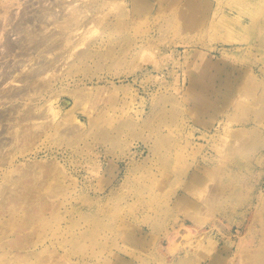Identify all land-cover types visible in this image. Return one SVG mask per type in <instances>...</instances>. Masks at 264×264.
<instances>
[{
    "label": "rangeland",
    "instance_id": "1",
    "mask_svg": "<svg viewBox=\"0 0 264 264\" xmlns=\"http://www.w3.org/2000/svg\"><path fill=\"white\" fill-rule=\"evenodd\" d=\"M21 2L11 12L36 0ZM102 12L30 101L4 70L51 55L0 48V264H264V0H106ZM40 168L51 177L27 201L10 181Z\"/></svg>",
    "mask_w": 264,
    "mask_h": 264
},
{
    "label": "bare ground",
    "instance_id": "2",
    "mask_svg": "<svg viewBox=\"0 0 264 264\" xmlns=\"http://www.w3.org/2000/svg\"><path fill=\"white\" fill-rule=\"evenodd\" d=\"M135 1H136V3L138 2V0H135ZM12 2H13V0H12ZM105 3H106V0H101V2H98V0H78V1L77 0H46V1L45 0H43V1L36 0L35 3H33V2L28 3L27 7L24 6L25 7L24 11L23 12L21 11L20 13H18V11H19L18 8H20L24 4V3L21 2V0H18L16 3L13 2V4H11V1H5V0L2 1V0H0V7H1V9H0V48H2L1 47L2 45H4L3 48L5 47V49H6V52H5L6 55H7V53H12L13 51H16V49L18 48V49H21V50L26 51V52L27 51L28 52L32 51V53L30 52L31 55L33 53H35V54L37 53V57H38L37 59H39L41 54L46 51V52H48V54L51 55V59H52V60L51 59L47 60L46 59L47 57H46L45 59H42V60L38 61V67L37 68H35V69H30L29 68L27 70L29 72L26 71L24 74H23V71H22L23 69H22L21 72L18 73V75H15V72H17V70H19L18 67H16V68L14 67L12 69L9 68L10 69L9 72H8V70L7 71L4 70V72H6V73H4L5 76H4L3 82H5V83L7 81L9 83H14V82L17 83V81L18 82H20V81L27 82L28 84H27V86L25 88V90H26V92H27V94L29 96L28 98H26L27 101L31 100L32 91L35 90L34 84H35L36 81L43 79V82H46V84H49L51 86V82H52V79H54L53 78L54 75H57L58 73H56L55 70H54L55 74L53 72H51V74L48 75L49 74L48 72L50 70H53L52 67H55V64L60 60L59 56H55V54L59 53V52L60 53L69 52L68 53V57H71V56L74 55L73 52L75 50L82 49V46H89L90 45V43H86V38L87 37H85V35H84L85 32L82 31V28H84L87 24H93V27H95L98 24L99 25L98 27H100L101 24H103L105 22V20H106L105 19V16H106L105 13L106 12H102V14H103L102 16L101 15L99 16V13H98V12L101 11L102 6ZM112 4H111V6H113ZM15 5L16 6L18 5V8L17 7L15 8V10L17 9L18 11L16 10L17 12L15 11V13H13V12H11V9H13L14 8L13 6H15ZM188 5H190V9L192 11V9L195 6V4L193 5L192 3H189ZM1 11L3 12V14L1 13ZM186 11H188V10H186ZM186 11H185V13H186ZM88 12H91V13H94V14L92 16H89L87 14ZM108 12H109V10H108ZM184 17L186 18V20L188 19L186 14H184ZM225 19L227 21H230L231 17L225 15ZM191 21H192V19L188 23L190 24ZM109 24H110V22H109ZM91 30H92V27H91L90 31ZM4 31H7L6 32L7 34H5ZM92 32H95V31H92ZM3 34L4 35H9L10 34L12 36L20 35V36H17L15 38L7 36L5 42L2 43L1 35H3ZM3 50H2V52H3ZM82 50H79L80 52L77 51V54L81 53ZM3 54L4 53H2V55ZM2 55H0V56H2ZM3 56H5V55H3ZM2 57H0V58H2ZM61 57H62V54H61ZM68 57H66V58H68ZM77 58H79V55H77ZM33 60H35L34 56L30 59V61H33ZM71 62H72V60H71ZM72 66H73V64H72ZM25 67H24V69H25ZM72 68H71V70H72ZM41 76H43L42 79H40ZM57 76H59V74ZM46 79H48V80H46ZM20 93L23 94L22 92L13 93L11 95V97L17 96ZM11 100H13V99H11ZM78 100L80 101L81 99H78ZM56 102H57V100H55L53 102V104L56 103ZM74 108H75V106H74ZM13 110L14 111L11 112L10 114L18 113L20 111L19 109L16 108V106L13 108ZM54 113L55 114L59 113V115H60L59 107L57 108V111H55V108L53 109L52 115H54ZM67 114H69V112L68 113H64V114H62L60 116L57 114V116L54 117V118L58 120L59 118H61V116H63V115L66 116ZM38 116H39V118H41L39 114L36 115L33 112L27 113V118H30V119H34V118H36ZM67 117H68V115H67ZM0 118H3V116L0 117ZM67 121H68V119H67ZM52 123H53V121L51 120L49 125H51ZM64 123H66V120H65ZM76 127H79V126H76ZM43 130L44 129H42V131ZM29 131L30 130H28V131L24 130V133L22 135V139H23L24 142L27 141L28 143H30V141H28V140L31 137L35 136L34 132L30 133ZM44 131H46V130H44ZM27 132H29V133H27ZM14 134H15V140H16V145H17L20 141H22V139H19L20 134L18 133V131H15ZM39 134L40 133H38V135ZM33 140H35V139L33 138ZM25 145H26V143H25ZM2 160H3V158H2ZM44 170H47L48 173L50 171L49 169H46V168L45 169H43V168L31 169V170H27V171H23V172L17 171V172H19V174L21 172V174L19 176H17V178H15L13 180L11 179L12 178L11 177L10 179L12 181H10V182H12V184L15 183L14 185L18 184V186H20V190L22 189L21 193L25 194L24 196L22 194L23 198L27 199V198L30 197L29 200H31L32 199L31 198L32 191H33V195H34V191L35 190H36L35 194H37L39 192L38 188L41 189L42 186L44 185V183L43 184H40V183L42 181H44V180L46 181V179H44V177H48L49 176L48 174L45 173ZM45 174H46V176H45ZM13 177H16V176L13 175ZM49 177H51V176H49ZM29 179H31L33 181L32 182L33 184L35 183V187H32L33 188L32 190L30 188H28V187L21 188L22 185H20V184H22V183H20V182L23 181V180L27 181ZM49 180H50V178H49ZM49 180H47V181H49ZM29 182L31 184L30 180H29ZM29 182H27V183H29ZM37 183H38V185H36ZM46 183H45L44 186H46ZM12 184H9V185L7 184V185L10 187V185H12ZM39 184L41 186H39ZM18 186H15V188H13V189H12V186H11V188H8V190H7V188H5L7 190V191H5V193L8 192L6 194H8V195L10 194V195H14L15 196L19 192V187ZM23 186H24V183H23ZM25 186H26V183H25ZM37 186H39V187H37ZM44 186H43V188H44ZM53 189H54V187H53ZM63 191H66V190L64 189ZM41 192H42V190H41ZM47 196L48 195H46L45 197H47ZM15 197H16L15 198L16 201L13 200V202H17V199L19 198V196H15ZM36 197H37V199L39 198V196H36ZM48 197H50V196H48ZM9 198H11V196ZM41 199H39V201ZM43 199H44V197H43ZM21 201H20V203L23 202V201L22 202ZM27 201H28V199H27ZM42 201L39 202L38 204H41ZM44 201L47 202L46 199H44ZM20 203L18 201L17 204H20ZM34 203L36 204L37 201L34 202ZM24 204H26L25 206L28 207L30 203L28 204L25 201ZM24 204L22 203V205H24ZM27 204H28V206H27ZM14 205H16V203ZM41 205L40 206L38 205L37 208L38 207H42ZM30 207H32V206L30 205ZM13 208H14V206H13ZM32 208H34V206ZM32 208H31V213L35 211V210H32ZM41 209H42V211H39L40 213L43 212V207ZM28 210H30V209H28ZM36 211L38 213V209ZM35 212L32 215H35ZM1 213L2 212H0V214ZM30 217L32 219V216H30ZM0 228H2V227H0ZM190 229L191 228H189L188 230L184 229V228L180 229V233L182 234V237L184 238L183 240H185V238H189L192 235H194L193 232L190 231ZM191 230H193V229H191ZM185 241L181 244V246H186V242ZM190 244H192V243H190Z\"/></svg>",
    "mask_w": 264,
    "mask_h": 264
}]
</instances>
